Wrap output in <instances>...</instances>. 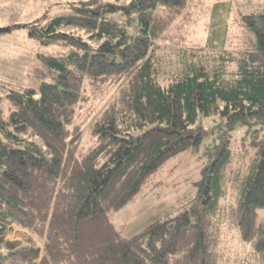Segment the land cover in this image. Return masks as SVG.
<instances>
[{
    "label": "trees",
    "instance_id": "16d2710c",
    "mask_svg": "<svg viewBox=\"0 0 264 264\" xmlns=\"http://www.w3.org/2000/svg\"><path fill=\"white\" fill-rule=\"evenodd\" d=\"M190 3L79 0L20 25L63 52L41 56L53 81L10 91L8 117L0 108V264H264V9L237 12L188 45ZM231 3L216 7L229 17ZM114 84L86 140L76 120L86 92ZM241 126L252 136L232 147ZM207 135L189 210L122 235L110 214ZM236 149L252 157L245 173L232 167ZM13 224L41 245L8 239ZM227 226L248 253L226 252Z\"/></svg>",
    "mask_w": 264,
    "mask_h": 264
},
{
    "label": "rangeland",
    "instance_id": "374dc122",
    "mask_svg": "<svg viewBox=\"0 0 264 264\" xmlns=\"http://www.w3.org/2000/svg\"><path fill=\"white\" fill-rule=\"evenodd\" d=\"M76 1L79 0H0V28H11L10 31L0 33V108L6 117L11 111L6 95L15 89L38 88L43 81H53V72L42 62L41 56L63 52L59 44H42L37 38L30 37L28 29L20 25L33 22L45 12L51 18L66 14L70 11V4ZM102 1L115 2L120 6L129 2V0ZM228 2H232V12L229 17L226 7L221 6ZM219 4L221 7H216ZM216 8L218 14L215 13ZM263 9L264 0H191L190 11L188 10L189 20L185 25L186 43L203 44L213 28L220 27L228 20L232 22L237 12L242 14ZM161 41L163 46H168L163 42L165 40ZM174 55H176L175 50L169 49L165 53L167 61L165 63L168 66L172 65ZM118 88L119 85L114 84L101 86L97 92L92 91L91 88L87 90L89 101L76 119L83 125L86 140L90 139V124L116 95ZM251 136L244 126L239 127L235 131L232 147H237L243 140L248 141ZM204 141L201 149L181 152L168 159L150 177L132 202L110 214L111 222L122 235L132 236L156 220L175 217L189 210L192 200L197 195L196 182L201 179L202 169L210 159L206 156V146L212 141L211 135H207ZM232 158V167L240 168V172L243 173L247 171L252 159L251 156L243 157L238 149L234 151ZM227 174L231 175V172ZM235 194L236 189L231 187L229 198L234 197ZM229 198L224 203L229 202ZM8 239L30 241L41 245L40 239L34 233L16 224L10 227ZM222 245L226 252L232 253L233 256H243L250 249L240 241L238 232L234 229L230 231L228 226L224 230Z\"/></svg>",
    "mask_w": 264,
    "mask_h": 264
},
{
    "label": "water",
    "instance_id": "95a60500",
    "mask_svg": "<svg viewBox=\"0 0 264 264\" xmlns=\"http://www.w3.org/2000/svg\"><path fill=\"white\" fill-rule=\"evenodd\" d=\"M10 30H11L10 27H1L0 28V33L7 32V31H10Z\"/></svg>",
    "mask_w": 264,
    "mask_h": 264
}]
</instances>
